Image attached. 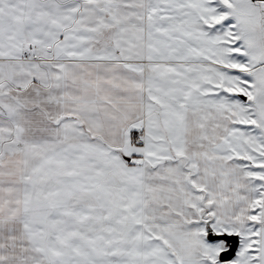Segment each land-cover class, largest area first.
<instances>
[{"label":"snow or ice","instance_id":"1","mask_svg":"<svg viewBox=\"0 0 264 264\" xmlns=\"http://www.w3.org/2000/svg\"><path fill=\"white\" fill-rule=\"evenodd\" d=\"M0 264H264V0H0Z\"/></svg>","mask_w":264,"mask_h":264}]
</instances>
